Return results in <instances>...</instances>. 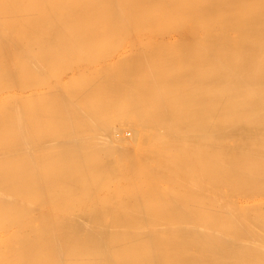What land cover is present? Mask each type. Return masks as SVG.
Masks as SVG:
<instances>
[{"label": "bare ground", "instance_id": "bare-ground-1", "mask_svg": "<svg viewBox=\"0 0 264 264\" xmlns=\"http://www.w3.org/2000/svg\"><path fill=\"white\" fill-rule=\"evenodd\" d=\"M122 38L184 49L84 60ZM117 105L135 131L115 139ZM251 190L264 0H0V264H264V201L233 198Z\"/></svg>", "mask_w": 264, "mask_h": 264}, {"label": "rangeland", "instance_id": "rangeland-1", "mask_svg": "<svg viewBox=\"0 0 264 264\" xmlns=\"http://www.w3.org/2000/svg\"><path fill=\"white\" fill-rule=\"evenodd\" d=\"M160 39H161V42L158 43V42L160 41ZM172 39H174V38H172ZM172 39H171V38H146V40L143 39L144 41L142 40L143 42H141L140 39L122 38V39H120V41H117V45L120 43L119 45L122 46V44H123L122 48H121L119 45L117 46L115 42L111 43V42H109V41H106V43L109 42V43L113 44L114 46L116 45V46H115V49H112V50H110V51H108V52H105L104 55L102 54L103 57L100 56V54L103 53V51H101V53H100V52H99L100 50H99V51H98V50H95V51H92V52H93V53H94V52H99L100 54L98 53L99 55H98V54L94 55L93 53H89L91 56H90V55H88V56L86 55L85 58L83 57V55H81L82 57L80 56V60L82 61V60H83L82 58H84V60H85V59H86V60H89L88 57H92V59H93L94 62H92L91 60H89L90 62H88V63H91V62H92L91 64H93L94 67H95V66H99V67H100V65H101V67H103V65H104V66H107V65H105V64H108V65H109V63H110V65L107 66V67H111V66H112V67H116L117 64H119V63L121 64V63H126V62H128V61H127V60H128V57H130V58H135V57L138 55V53H140L141 55L143 54L142 57H141V55H138V56H140V58L145 57L144 59H142V63H143V62H148V61H152V60H153L152 58H155L154 56L156 55V53H153V52L150 53V51H149L148 49L145 50V49H146L145 46H148L151 40H153V41H151V43H150V46H151V44H152V46H151L152 48H153L154 46H158V44H159L160 46L163 45L164 47L167 46L168 48H169V47L171 48V45L173 44V45H172L173 50H170V48H169V50H167L168 48H164V47H161V49H163V50H161V49L159 48L160 46H158L157 48H158L160 51H159L157 54H160V55H165V54L169 55V53H170L171 51H172V52L175 51V52L179 53L182 49H184V46H183L182 44H180L179 46L177 45L178 43H181L180 41L176 40L175 42H176L177 44L174 45L175 43H174V40L172 41ZM175 39H177V38H175ZM162 40L164 41V43H163ZM166 40H167V42H165ZM168 40H169V42H168ZM170 40H171V41H170ZM128 41H130V42H128ZM156 41H158V42H156ZM132 42H133V43H132ZM140 42H141V43H140ZM170 42H172V43H170ZM127 43H128L129 45H128ZM134 43H135V45H134ZM143 43H144V44H143ZM155 43H156V45H153V44H155ZM167 43H168V44H167ZM185 43H186V42H185ZM138 44H140V46L143 45V47H144L145 49H144L142 46H141V47H142V48H141ZM127 45H128V47H127ZM136 45H138V46L136 47ZM181 45H182L183 48L181 47ZM114 46H113V47H114ZM130 46H132V49H133V48H136V50L133 49V50H135V52H134V51H133V52L131 51ZM113 47H112V48H113ZM139 47H140V48H139ZM151 47H150V48H151ZM174 47H176V48L179 47V48H177V49L175 48V49H174ZM120 48H121V49H120ZM126 48H127V49H126ZM128 48H129L130 51L128 50ZM138 48H139V49H138ZM157 48L154 47L153 49L157 50ZM180 48H182V49H180ZM122 49H123V51H122ZM165 49H166V50H165ZM171 49H172V48H171ZM113 50H116L117 53L114 52ZM164 50H165V51H164ZM177 50H178V51H177ZM111 51H112V52H111ZM118 51H119V52H118ZM121 51H122V52H121ZM137 51H138V52H137ZM146 51H147V52H146ZM161 51H162L163 53H162ZM169 51H170V52H169ZM164 52H167V53L164 54ZM168 52H169V53H168ZM108 53H109V54H108ZM115 53H116V54H115ZM118 53H119V54H122V53H123V54H126V53H128V54H127L128 56H127V55H123V54H122V55H123V56H122V55H119ZM129 53H130L131 55H129ZM134 53H135V55H136V54H137V55L135 56ZM146 53H147V54H146ZM173 53H174V52H173ZM107 54H108V56H111V55H113V54H114V55L111 56V57H108ZM132 54H133V56H132ZM151 54H152V55H151ZM154 54H155V55H154ZM171 54H172V53H170V55H171ZM115 55H117V56H115ZM146 55H147V57H146ZM149 55H151V57H149ZM167 55H165V56H167ZM170 55H169V56H170ZM94 56H95V57L98 56V57L95 58ZM114 56H115V57H114ZM119 56H122V57H120V58H122V59H120ZM152 56H153V57H152ZM169 56H167V58H168ZM171 56H172V55H171ZM93 57H94V58H93ZM99 57H100V58L102 57V59L100 60ZM106 57H108V58H106ZM117 57H118L119 59H116ZM105 58H106V59H105ZM114 58H115L118 62H117L116 60H114ZM123 58H124V60H123ZM130 58H129V60H130ZM148 58H150V60H149ZM90 59H91V58H90ZM103 59H104V61H103ZM111 59L114 60V61H112ZM125 59H126V60H125ZM146 59H148V60H146ZM156 59H157V58H155V62H154V60H153L154 63H156V64H158V65H162V64H163V61H161V60L159 61V60L157 59V60L159 61V62H158ZM168 59H169V58H168ZM80 60H78V61H80ZM99 60H100V61H99ZM106 60H107V61H106ZM121 60H123L124 62H122ZM111 61H112V63H111ZM120 61H121V62H120ZM156 61H157L158 63H157ZM105 62H106V63H105ZM161 62H162V63H161ZM160 63H161V64H160ZM176 63H177V65H178V64L181 65V61H175V63H174V61H173L172 64L174 65V68H177V67H175V66H177ZM113 65H114V66H113ZM99 67H97V68H99ZM54 72H55V75H56V76L53 75V78H52L53 80H52V81H55L58 77H64L65 79L67 78V75H66V74L63 75L62 72H60V71H59L60 73H59L58 71H54ZM166 72L168 73V74H166V75L171 74V73H169L168 70H167ZM136 74H137V73H136ZM145 74H147V75H145ZM140 75L142 76V79H141V76H140ZM158 75H160V73H157V76H158ZM136 76H138V77H136V78H138L139 81H138L137 83H136V82H133V85H134V86H136V84H138L137 86H142V85H143V86H144V85L146 86L147 79H148V78L150 79V78H152V77H155V76L151 75V73H150L149 71H148V73H147V71H144V73H142V74H141V73H138ZM139 76H140V77H139ZM147 76H148V78H147ZM144 77H145L146 79H144ZM74 78H75V77H74ZM78 78L81 79L82 77H76V79H78ZM67 79H68V78H67ZM72 79H73V78H72ZM143 79H144L145 81H144ZM78 80H79V79H78ZM139 82H140V83H139ZM141 83H142V84H141ZM139 84H141V85H139ZM134 86H133V87H134ZM39 88H41V86H39ZM39 90H40V89H38V91H39ZM40 91H41V90H40ZM121 103H122V102H121V100H120L119 103H116V104H118V105L120 104L119 106H121ZM118 105H117L116 107H118ZM122 105H123V104H122ZM116 107H115V110H117V109H118V110H117V111H114V113H112V114L110 115L111 120L114 119V121H111V120H110V121H111V122H110V130H111V133L114 131V133H112V134H113V136L115 137L116 135L119 134V132L122 131V134H121V135H123V134L126 133V135H127L126 137H128V136H129L128 132L133 134L134 132H130V131H132V130L135 131V128H133L132 126L127 125V124H128L127 122H126L125 125H124V124L122 125L123 127H121V125H120L119 123H120V121H122V120L125 119V118H123L122 113L119 112V111H120V110H119L120 108L118 107V108L116 109ZM121 109L123 110V106H121ZM115 113H116V115H114V117H112L113 114H115ZM117 113H120V116H121L123 119H122V118L120 119V117L118 116L119 114L117 115ZM115 116H118L119 118L115 119ZM118 119H119V122H117V121L115 122V120H118ZM111 123H112V125H111ZM117 123H118V124H117ZM123 123H125L124 120H123ZM114 124H115V125H114ZM121 124H122V122H121ZM113 125H114V126H113ZM126 125H127V127H126ZM112 126H113L115 129H113ZM116 126H120L121 128L116 127ZM125 127H126V128H125ZM129 127H130V129H128ZM131 127L133 128L132 130H131ZM116 128H117L118 130H119V129L121 130L122 128H123V129L125 128V129H124V130H121V131H118V130H117V132H115ZM126 129H127V130H126ZM128 130H129V131H128ZM117 133H118V134H117ZM115 134H116V135H115ZM121 135L119 134V136L115 137V139H117V138L120 137ZM123 136H125V135H123ZM131 136H132V135H130V137H131ZM134 145H135V146H134ZM133 146L136 148L135 150H137V148H138L137 146H139V143H134L133 145H125L124 150L126 151L128 147H131L130 149L133 148V150H134V147H133ZM126 147H127V148H126ZM128 149H129V148H128ZM169 179H170V180H169ZM119 180H120V179H119ZM168 181H169L170 183L173 182V181L171 180V178L166 179V183H167ZM154 182L156 183V182H158V180H154ZM170 183L168 184L169 187L171 186ZM122 184H125V183L123 182ZM163 185H164V184H163ZM163 185H162V186H163ZM166 185H167V184H166ZM168 185H167V189L169 188ZM113 187H114V185H113ZM148 187H149V186H148V184H147L145 187H143V188H139V190H145V189H147ZM164 187H166V186H164ZM125 188H126V189L130 188V185L128 184L127 187H125ZM134 190H136V188H135L134 186H132L128 191L133 192ZM167 191H168V190H167ZM251 191H252V190H251ZM251 191H250L249 194H248V192H247V194H248L249 196H248L247 194H246L245 196L242 195V194H239V195L234 196L233 198H234L235 200H242V201L245 200V199L251 200V199H256V198H257V199H260L261 201H264V194H262L263 191H262V193L260 192L262 195H261V194L259 193V191H257V190H255V191H257V192L254 191L255 193H254V195H253V191H252V193H251ZM168 192H169V191H168ZM241 195H242V196H241ZM252 196H253V197H252ZM256 196H257V197H256ZM255 197H256V198H255ZM249 198H251V199H249Z\"/></svg>", "mask_w": 264, "mask_h": 264}]
</instances>
